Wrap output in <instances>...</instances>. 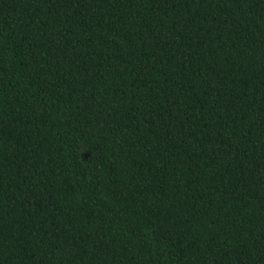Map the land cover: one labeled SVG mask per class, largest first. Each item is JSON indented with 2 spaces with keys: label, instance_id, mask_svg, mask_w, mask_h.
I'll return each instance as SVG.
<instances>
[{
  "label": "trees",
  "instance_id": "16d2710c",
  "mask_svg": "<svg viewBox=\"0 0 264 264\" xmlns=\"http://www.w3.org/2000/svg\"><path fill=\"white\" fill-rule=\"evenodd\" d=\"M0 264H264V0H0Z\"/></svg>",
  "mask_w": 264,
  "mask_h": 264
}]
</instances>
